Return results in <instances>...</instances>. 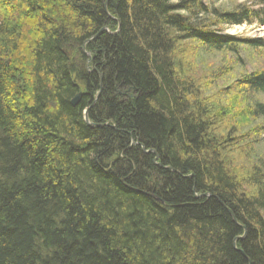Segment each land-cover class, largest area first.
<instances>
[{
    "label": "trees",
    "instance_id": "obj_1",
    "mask_svg": "<svg viewBox=\"0 0 264 264\" xmlns=\"http://www.w3.org/2000/svg\"><path fill=\"white\" fill-rule=\"evenodd\" d=\"M254 5L0 0V264H264V162H232L264 102L243 143L210 94L226 68L196 78L176 50L243 68L264 40L224 30L264 26ZM233 89L264 96V69Z\"/></svg>",
    "mask_w": 264,
    "mask_h": 264
},
{
    "label": "rangeland",
    "instance_id": "obj_2",
    "mask_svg": "<svg viewBox=\"0 0 264 264\" xmlns=\"http://www.w3.org/2000/svg\"><path fill=\"white\" fill-rule=\"evenodd\" d=\"M178 0H172V2H176ZM215 5H223L226 7L228 10L233 9L235 6L239 4H245L247 6L253 7V9H257L258 5H254L257 0H214ZM224 34H228L231 36H237V37H242V38H256V39H262L264 40V26H247V25H242V26H233L226 28L224 30ZM195 45L192 44H187L182 47H178L176 50L180 52L179 54L182 55L184 54L186 56V63L184 61L183 67L186 69L189 68V72H194L195 75L197 76L196 78H201L202 74H214L216 71H219V68L223 70L226 68V72H224L223 77L217 78V80L210 79V84L207 81V84L211 87L210 94L213 96L220 95V99L223 101V106L227 108L229 112L225 115V121L224 123H231L235 126H242L243 128L240 129L242 133L246 132V136L243 137V143L251 140L252 137L255 136V133L257 134L256 136L259 135V132H252L250 136H248V131L250 129L255 130L254 126L257 123H251L249 119H247L244 116H240V114L247 115L245 113L246 107H249L250 102H255L257 100H261L264 102V96L260 95H251V96H243L238 95L237 92L233 90H229L231 88L232 83L235 80L236 76H240L242 72L246 73H252L256 70L264 69V54L260 52H253V51H247L243 50L241 51L240 58L244 61V66L243 68L240 66H234L232 64L233 60H230L231 57H228L225 55L221 54H210V55H203L201 53V60L199 61L198 64H196V68L192 69L191 67V62L195 60ZM199 55V53H198ZM198 55L196 56V59H198ZM190 63V65H189ZM194 63V61H193ZM192 69V70H191ZM204 79V77H203ZM239 96V97H238ZM239 114V115H238ZM248 130V131H247ZM232 146V145H231ZM242 147V146H241ZM243 148V147H242ZM254 152L252 151L247 152L246 156L243 158L241 153L237 152V149L233 147L232 150H234L233 155H235V160L232 161L234 165L239 166L240 168L243 169V166L245 165L246 162H251V158L254 157V155L260 156L262 158V162H264V138L261 137L260 141L258 144H255L254 147ZM243 150V149H242ZM241 150V151H242ZM248 158V159H247ZM241 160L246 161L243 163ZM254 162V161H253ZM264 166V163L262 164Z\"/></svg>",
    "mask_w": 264,
    "mask_h": 264
},
{
    "label": "water",
    "instance_id": "obj_3",
    "mask_svg": "<svg viewBox=\"0 0 264 264\" xmlns=\"http://www.w3.org/2000/svg\"><path fill=\"white\" fill-rule=\"evenodd\" d=\"M81 96H82L81 93H79V94H77L76 96H74V98L71 100V105H72V106H75V105L79 102ZM84 119H85V122H86L87 124H89V123H88V120H87V114H86V113H85V115H84ZM243 238H244V235H243V237H241L240 239H243Z\"/></svg>",
    "mask_w": 264,
    "mask_h": 264
},
{
    "label": "bare ground",
    "instance_id": "obj_4",
    "mask_svg": "<svg viewBox=\"0 0 264 264\" xmlns=\"http://www.w3.org/2000/svg\"><path fill=\"white\" fill-rule=\"evenodd\" d=\"M254 10V9H253ZM239 26H242V25H239ZM107 29H105V31H106ZM85 113H86V111L84 112V114L83 115H85Z\"/></svg>",
    "mask_w": 264,
    "mask_h": 264
},
{
    "label": "flooded vegetation",
    "instance_id": "obj_5",
    "mask_svg": "<svg viewBox=\"0 0 264 264\" xmlns=\"http://www.w3.org/2000/svg\"><path fill=\"white\" fill-rule=\"evenodd\" d=\"M129 90H127L126 92H128ZM125 93V92H124ZM127 94V93H126Z\"/></svg>",
    "mask_w": 264,
    "mask_h": 264
}]
</instances>
